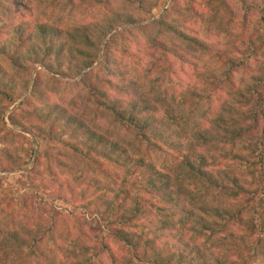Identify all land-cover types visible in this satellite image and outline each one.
Listing matches in <instances>:
<instances>
[{
    "label": "trees",
    "instance_id": "obj_1",
    "mask_svg": "<svg viewBox=\"0 0 264 264\" xmlns=\"http://www.w3.org/2000/svg\"><path fill=\"white\" fill-rule=\"evenodd\" d=\"M86 1L88 7L109 9L117 0ZM122 1L144 15L152 11L150 0ZM203 1L209 31L234 22L238 7L243 13L242 27L254 17L255 34L233 40L226 50H208L211 57L214 53L212 60L220 65L221 76L211 77L213 81L205 89L199 88L190 97L178 90L182 85L171 80L176 64L169 62L174 54L165 48L163 40L203 46L178 29L173 20L168 21L170 14L154 25L138 27L134 16L124 19L109 11L101 25L69 30L66 42L56 51L55 63L42 61L55 75L77 79L97 63L109 38L101 61L106 73L96 81L108 90H94L86 101L96 115L101 112L107 119L108 130H94L84 117H76L59 104L37 107L32 115L41 128L38 137L50 150L41 153L36 167L27 173L34 181L43 174L66 176L70 182L64 184L70 191L80 189L82 198L92 197L94 209L89 212L103 223L107 234L99 237L89 226H85L89 232L79 226L71 234L59 221L63 216H52L49 226L40 215H34L33 223L26 213L19 224L9 217L2 219L0 212V264H67L57 253L47 254L46 246L55 252L62 250L70 264H102L100 257L105 252L111 254L107 264H244L250 245H264V0ZM0 6L6 9L4 2ZM50 6L56 5L52 2ZM127 25L136 27L126 29ZM154 26L165 32L159 30L162 36L153 42L149 39ZM37 29L41 41L37 45H44L47 54L54 53L51 32L56 28L41 24ZM138 34L147 40L145 49L151 51L148 66L142 68H147L145 75L154 76L147 84L129 80L122 71L132 68V58L139 57L128 47L132 40L128 44L124 40ZM142 43L134 37L139 48ZM1 54L17 67L18 58L10 51ZM40 62L34 59L31 65ZM253 72L257 76L241 88L235 86L236 75ZM86 76L74 82L55 77L65 100L75 95L74 105L78 103L83 92L92 87ZM211 87L214 92L227 91L230 100L216 115L212 130L199 131L185 118L190 122L188 115H193L199 102L206 103L201 94H215ZM2 91L1 101L10 93L6 86ZM38 93L35 86L32 98H38ZM154 93L158 97L153 98ZM178 117L184 125L178 123ZM13 165L10 162L9 169ZM37 186L43 196L58 197L61 192L48 195L51 184L41 182ZM16 194L12 188L3 196L9 209L18 204ZM71 197L79 201L75 192ZM235 225L240 234L232 229ZM106 236L119 242L125 253L116 254L110 242H105ZM64 245L69 248L64 250Z\"/></svg>",
    "mask_w": 264,
    "mask_h": 264
},
{
    "label": "rangeland",
    "instance_id": "obj_2",
    "mask_svg": "<svg viewBox=\"0 0 264 264\" xmlns=\"http://www.w3.org/2000/svg\"><path fill=\"white\" fill-rule=\"evenodd\" d=\"M4 2L6 9L2 10L0 6V212L1 218L5 219L9 217L13 219V222H22L26 213H28V219L31 217L33 223L36 221L34 215L42 216L43 223L51 225L50 219L52 216L61 218L62 227L65 230H70L71 234L76 232V228L81 226L85 232H89V229L85 226H89L90 230H96L99 237H105L103 223L92 216L89 211L94 209V206L90 205L93 202L92 197L84 195L82 198L79 192L75 189L70 191L67 184H64L68 178L63 174L52 175L43 174L37 177L34 181L29 178L27 173L36 167V162L45 151H49L48 145L41 137H38V131L40 126L35 121L32 115L33 110L42 105L52 106L53 104H59L62 107L68 108L74 113L76 117L81 115L85 118L89 127H92L98 132L105 133L109 126L106 118H102V113L98 115L95 113V109L92 105H86V101L89 100L91 94L95 91L105 90L106 87L101 85V81L96 82L98 76H102L106 73L105 65L101 63L104 52V46L108 42L107 38L102 45V52L100 58L95 65L87 69L77 79H66L61 76H57L50 72L43 64L44 61L49 64L55 63L57 57L56 51L61 44L66 42L65 34L74 28L84 29L90 25H101L107 17L109 11H113L115 14L127 18V16H134L138 21L139 26L154 25L160 20L163 15L170 14V19L173 20V24L180 30H182L188 36H192L202 43L203 48L194 47L190 45H176L172 44L170 40L164 38L163 42L165 48H167L174 56H171L169 62H174L173 73L170 75L172 82H178L180 86L178 90H182L185 93L194 94L199 88L205 89V85L212 82L211 77L219 78L221 74L220 65L217 61L212 60L213 54L218 50H226L231 47L233 40L243 37L245 34L249 38H253L255 30L253 29V18L249 19V23L246 27H242V12L236 7V19L231 24L216 25L209 31L207 22L205 21V7L203 0H177L174 6V0H150L152 11L149 14H142L135 8H131L123 3L122 0H117L112 8H94L88 7L86 0H0V3ZM54 3L56 6L51 8L50 3ZM174 6V7H173ZM172 10H175L172 12ZM41 24H45L49 29L54 27L56 32L52 33L54 53L47 54L46 48L42 44H38L40 36L37 27ZM136 26L127 25L125 28H132ZM118 30L117 32L122 31ZM159 30L162 33L165 30L160 29L158 26H154L150 30V41H156L155 37L159 36ZM117 32H114L116 34ZM161 33V32H160ZM134 37H137L143 45L139 48L134 44ZM131 44L128 46L130 50L139 54V57L132 58L134 65L129 70L122 69L129 80L139 83L147 84L149 80H154L153 74L145 75L146 69L142 70L145 65L148 66L151 51L145 49L144 46H148L147 40H143L141 34L137 36L129 35L124 40L125 44L129 41ZM38 41V42H37ZM145 41V42H144ZM123 42V43H124ZM37 45V46H35ZM183 48V49H182ZM11 52V56L17 59V67L12 63L11 59L5 58L1 53ZM208 50H214L211 53ZM138 51V52H137ZM134 54V53H132ZM159 55V52H155ZM34 59H38L41 62L32 67L31 62ZM43 61V62H42ZM121 61H124L121 59ZM125 63L127 60L124 61ZM30 67V69H29ZM32 67V68H31ZM175 73V76L173 75ZM84 75H88L87 80L92 87L86 89L83 94L78 98L79 100L74 105V96H69L68 99L62 95L58 90L55 82L56 78L63 81H79ZM145 76V77H144ZM253 76H257V72L249 73L248 75H236L234 78L235 86H243L244 83L251 80ZM145 78V79H144ZM168 78V77H167ZM148 81V82H149ZM8 87L10 93L7 97L4 96V100L1 101L4 94L2 89ZM37 87L39 90L38 98H32V89ZM234 86V88H235ZM147 88V93L151 97V90ZM231 91V93L234 91ZM122 92L126 88H121ZM214 92V88L211 87ZM108 90V89H107ZM117 93V92H116ZM215 94H201V98L205 99L208 104L210 100V107H206V103H201L195 107L193 115L190 116L189 126L195 127L199 131L212 130L215 124L216 115L222 112L223 107L230 100V94L227 91L214 92ZM122 94V93H121ZM158 97L154 93L153 98ZM9 106V107H8ZM86 106V107H85ZM214 113L210 114V110ZM101 116V118H100ZM104 117V116H103ZM12 118V119H11ZM100 118L99 122L94 123V119ZM179 119L178 123L184 125L183 120ZM98 125V126H97ZM25 126H28L25 127ZM175 126V125H174ZM5 128V129H4ZM100 128V129H99ZM87 130V129H86ZM11 132V133H10ZM16 134V135H13ZM190 134V133H189ZM16 136V137H14ZM56 156L59 157V152H56ZM13 162V169H9L8 165ZM43 171V166L41 168ZM63 181V182H62ZM41 182L51 184L47 193L54 195V191L60 190L58 197L43 196L38 188ZM62 184L60 185V183ZM67 182H70L68 180ZM68 186H72L69 184ZM12 188L16 191V198L18 204L15 209H9V203H7L6 196L10 193ZM75 192L79 201H75V197H71V194ZM61 196V197H60ZM25 200H24V198ZM43 198V199H42ZM28 200V201H27ZM27 201V202H26ZM40 204V205H39ZM25 205L27 206L25 208ZM21 206V207H19ZM39 208V209H38ZM6 210V211H1ZM47 219V221H46ZM236 232H240L239 226L232 227ZM240 234V233H239ZM75 236V235H73ZM110 236H106L105 242H110L112 250L121 255L124 252L123 246L117 242L110 240ZM47 254H58L59 259L64 260L63 263L70 264V260H66L63 255L64 252L49 249L46 246ZM64 250L68 249V245H64ZM247 249L248 256L244 264H264V245L253 244ZM111 254L105 252L100 257L102 264H107L110 260ZM31 262H34L33 259ZM30 262V263H31ZM45 264V263H42Z\"/></svg>",
    "mask_w": 264,
    "mask_h": 264
}]
</instances>
